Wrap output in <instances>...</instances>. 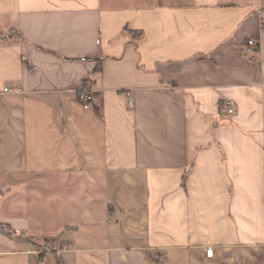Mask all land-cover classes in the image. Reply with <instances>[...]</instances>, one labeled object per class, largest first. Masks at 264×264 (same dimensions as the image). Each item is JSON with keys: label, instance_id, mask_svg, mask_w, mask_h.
I'll list each match as a JSON object with an SVG mask.
<instances>
[{"label": "crops", "instance_id": "crops-1", "mask_svg": "<svg viewBox=\"0 0 264 264\" xmlns=\"http://www.w3.org/2000/svg\"><path fill=\"white\" fill-rule=\"evenodd\" d=\"M0 104V264H264V0H0Z\"/></svg>", "mask_w": 264, "mask_h": 264}, {"label": "rangeland", "instance_id": "rangeland-1", "mask_svg": "<svg viewBox=\"0 0 264 264\" xmlns=\"http://www.w3.org/2000/svg\"><path fill=\"white\" fill-rule=\"evenodd\" d=\"M46 184H53L56 181L49 180L45 182ZM40 184V182L35 183ZM49 185V189L45 187L46 193L42 194L44 198L38 200V202L34 201L32 204V212H33V224L35 225L36 221L40 220L41 227L37 228L36 225L33 227L32 235L36 238L48 237L47 239L56 238L57 242L61 240L63 235V229L66 225H69L73 222V219L67 218V216L63 217L60 213L58 214V209L53 210V205H57L56 199L53 200L55 195V190H57L58 186ZM45 186V184H44ZM49 190V191H48ZM48 199H52L54 204L48 202ZM56 207V206H55ZM38 219V220H37ZM33 225V226H34Z\"/></svg>", "mask_w": 264, "mask_h": 264}, {"label": "built area", "instance_id": "built-area-1", "mask_svg": "<svg viewBox=\"0 0 264 264\" xmlns=\"http://www.w3.org/2000/svg\"><path fill=\"white\" fill-rule=\"evenodd\" d=\"M248 47H249V50L259 49L260 48V42L257 39H251L248 41ZM91 87H92V82H88L86 87L80 92L79 98L83 102V106L85 109H89L90 104L93 101ZM3 93L21 94V89L20 88H5L3 90ZM123 94L129 99L130 106L133 107L134 104L132 101L131 92L125 91V92H123ZM222 109L229 115H233L236 113V105L231 100H224L222 103ZM0 112H2L1 104H0ZM213 255H214V250L209 249L208 250V257H213ZM41 264H47L46 258H42Z\"/></svg>", "mask_w": 264, "mask_h": 264}, {"label": "trees", "instance_id": "trees-1", "mask_svg": "<svg viewBox=\"0 0 264 264\" xmlns=\"http://www.w3.org/2000/svg\"><path fill=\"white\" fill-rule=\"evenodd\" d=\"M0 231H1L2 233H4L5 235H7V236H12V234L9 233V231H8V227H7V226L0 225Z\"/></svg>", "mask_w": 264, "mask_h": 264}]
</instances>
